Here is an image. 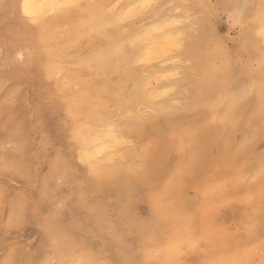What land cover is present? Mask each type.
Wrapping results in <instances>:
<instances>
[{
    "label": "snow or ice",
    "instance_id": "6c2138e0",
    "mask_svg": "<svg viewBox=\"0 0 264 264\" xmlns=\"http://www.w3.org/2000/svg\"><path fill=\"white\" fill-rule=\"evenodd\" d=\"M23 7L25 16L37 25L51 15L78 14L73 31L60 39L72 48L84 47L81 41L86 40L90 52L83 55L50 49L48 70L58 81L65 77L66 69L80 68L87 74L74 81L65 79L61 96L73 115L79 108L73 86L76 94L90 97L89 119L97 130L83 138L74 132V139L82 145L79 163L94 183L128 188L135 183L143 186V195L150 194L154 200L164 184L165 191H178L183 203L185 190L196 180L202 162L214 156L202 135L215 125L237 132L246 127L233 159L258 154L259 168L247 175H233L201 193L205 201L219 196L228 203L245 205L247 222H242V228H223L212 213L201 220L185 209L170 217L178 223L175 234L163 236L160 225L151 216L141 215L133 201L120 209L127 234L111 232L121 241L119 258L106 260L64 223L63 210L74 193L63 199L56 193L72 184L79 169L58 152L47 173L34 171L40 169V157L47 148L42 141L27 163L7 157L0 161V208L7 217L3 231H18L25 225L39 228L46 237L43 252L38 250L35 258L18 261L14 247L0 264H264V0L255 11H251L255 6L249 0L233 4L206 0L197 4L188 0H113L107 4L47 0L39 5L25 0ZM222 15L228 18L226 32L222 20L217 19ZM151 64L163 67V73L154 77L157 85L161 76L168 82L162 89L153 86L151 70L143 68ZM128 84L133 85L130 93ZM12 102L11 98L5 100L6 105ZM188 112L201 113L203 125L180 127L178 118ZM257 114L258 125L254 119ZM121 122L131 135L121 133ZM178 138L179 159L173 154ZM15 149L18 155L28 151L22 139ZM17 178L35 182L39 198L35 193L30 198ZM257 180L258 193L241 194V185ZM79 198L90 214H97L98 209L88 200L86 183L81 184ZM49 200L54 201V207L44 214L39 205ZM138 235L154 242L142 261L131 258ZM188 255L203 258L191 262L182 259Z\"/></svg>",
    "mask_w": 264,
    "mask_h": 264
},
{
    "label": "bare ground",
    "instance_id": "6f19581e",
    "mask_svg": "<svg viewBox=\"0 0 264 264\" xmlns=\"http://www.w3.org/2000/svg\"><path fill=\"white\" fill-rule=\"evenodd\" d=\"M83 1L85 0H80V3L87 4L89 2ZM28 2L39 5L47 2V0H28ZM112 2L113 0H104L100 4ZM121 2H128V0H121ZM192 2L197 4L202 0H192ZM206 2L211 3L209 0H206ZM237 2H240V0H216L213 4H233ZM249 3L255 6L251 11H255L261 0H249ZM24 4L25 0H0V147L6 144L13 146L12 150L0 152V161L7 157L10 160L16 159L27 163L32 159V152L38 150L43 141L47 146L52 147L54 154L48 156L44 152L40 157V169H34V171L47 173L50 160L58 152L74 164L79 172L74 174L72 180L75 183L69 193H74V195L67 198L65 213L63 214L64 223L69 228L75 229L77 234L106 260L119 258L118 249L121 246V241L114 239L111 232L115 230L127 233L125 223L120 216L122 207L118 210V203L121 201H126L123 205L135 201L137 206H141V208L145 206L149 211V216L160 225L161 234L163 236L174 235L178 223L170 219L171 216L175 215L170 205L162 209L159 208L152 195H143V186L135 183L130 188L124 185H98L88 177L84 165L82 167L78 165L82 145L74 139V132H79L81 138H83L84 136L91 137L97 130L95 122L89 119V112H86V109L89 110L90 97H81L77 94L79 108L74 109V111L78 114L73 115L69 112L68 106L61 96V90L65 88L64 80H76L80 76L79 69H66L63 80L56 81L51 89L44 92V88L47 87L46 82L51 77L48 70L49 50L55 49L60 53H72L75 50L78 54H81L80 47L72 48L70 45H66L65 40L60 39L61 27L65 26L62 35L72 32L73 26L78 22V14L51 15L41 18V24L37 25L31 22V17L25 16ZM57 35L58 40H56ZM42 36L45 39H42ZM89 52L90 49L88 48ZM17 59H21L22 63H18ZM35 73H38V76H35ZM6 98H11L13 102L6 105ZM254 119L258 125L259 115L257 114ZM203 123L204 117L198 112H188L187 115L178 118L180 127L202 126ZM48 128L53 131L52 137H48L45 133ZM246 131V127L239 129L238 132L231 129L226 130L222 125L209 126L203 131L202 141L205 145L212 146L209 151L214 150V156H210L202 162L196 180L185 190L183 203L180 201L181 194L178 193V205L182 212L188 209L201 220H203L206 213H212L216 217L215 204L220 203V198L217 197L214 202V198L209 197L205 201L201 194L206 188L205 185L217 184L237 174L247 175L259 168L258 154L255 156L241 154L238 158L233 159V153L238 147V142H243ZM123 135L127 136L126 134ZM20 139L28 148V151L23 155H18L15 149ZM180 147L178 138L175 141L173 150V154L176 155L177 159H179ZM223 163H226L227 167L232 166V170L223 171L221 169ZM257 181L255 190L259 192L260 182ZM17 183H23L24 190L30 198L33 193H35L37 199L39 198V191L35 182L29 184L17 178ZM42 183L43 177L40 180V184ZM78 183H86L88 200L98 209L96 215L90 214L87 208L76 200V196L80 195L81 188L80 185L77 189ZM12 186L16 187V184ZM194 188L199 189V191H194ZM137 193H140V195L138 196ZM66 194L68 193L60 192L59 196L63 199ZM227 194L230 198L231 193ZM159 195L166 201L172 198L171 191H165L164 184L160 185ZM50 203L51 201L43 202L39 205L38 210H46L45 214H47L51 210ZM31 210L32 205L29 206V214H31ZM255 222L259 226L257 219H255ZM6 223L7 217L3 209L0 208V261L8 258L14 247L16 248L14 259L18 261L35 258L38 250L43 252V243L46 237L40 232L39 228L36 227L39 234L37 240L30 245L13 234L12 231L16 230H12L11 235H9V232H4L3 226ZM223 224L221 226L225 228L226 222H223ZM25 226L29 227V225ZM135 239L136 248L131 258L142 261L145 258V252L154 247V242L139 235ZM217 254L219 255V253ZM202 258L201 255L182 257L183 260L188 262Z\"/></svg>",
    "mask_w": 264,
    "mask_h": 264
},
{
    "label": "rangeland",
    "instance_id": "374dc122",
    "mask_svg": "<svg viewBox=\"0 0 264 264\" xmlns=\"http://www.w3.org/2000/svg\"><path fill=\"white\" fill-rule=\"evenodd\" d=\"M89 1L88 3H95V2H98V3H102L104 0H97V1H91V0H85L83 2H87ZM211 2V4H213L216 0H209ZM174 2H183V0H174ZM189 3H192V0H188ZM87 3V4H88ZM218 20H222V27H224L225 29V32L227 31V25H228V18H227V15H222L221 17H218L217 18ZM65 30V26H62L61 29H60V33H61V36H62V32ZM56 40H58V35L56 36ZM81 44L84 45V47H80V53L83 54V55H87L88 54V47H87V41H81ZM78 52H76L75 50H73L72 54H77ZM18 63H22V60L21 59H17L16 60ZM65 63H72V61H68V60H65ZM143 68H146V69H149L151 70L150 71V76L153 77L152 79V84L154 87L156 86H159L163 87V85L167 84L168 82L166 80H164L161 76L160 80H159V85H157V82H156V79L154 78L156 76V73L159 72V73H163V67L161 66H158L156 64H151V65H145L143 66ZM76 69H79L80 73L79 75H83L85 78L87 76L86 73L83 72L82 69L80 68H76ZM35 76H38V73H35ZM143 76V73H141V78ZM62 79H60L59 81H62ZM58 81L57 79L55 78H52L50 77L46 84H47V87L44 88V92H46L48 89H51L52 86L54 85V83ZM58 81V82H59ZM73 81V80H72ZM84 87H86V85H84ZM127 88V91L130 93L132 88H133V85L132 84H128L126 86ZM72 92L74 95H77L76 92H75V87L73 86L72 88ZM107 99H112L111 97H107ZM115 105H113L114 107ZM136 105H134L133 107H135ZM86 112H89L88 109H86ZM188 113H185L183 115H187ZM182 116V115H181ZM120 131L123 133V134H126L127 136L131 135L129 129L124 125L123 122H121V125H120ZM46 135L48 137H52L53 135V131L52 129L48 128L46 130ZM139 139V138H137ZM13 149V146L11 144H6L2 147H0V152H3V151H7V150H12ZM45 153L48 155V156H52L54 154V151L52 150V147L51 146H47L46 148V151ZM79 166H83L82 164L78 163ZM232 166H228L226 165V163H223L222 166H221V169L223 171H227V170H232ZM74 177V176H73ZM75 183V181L73 182L72 181V184L70 186H67L63 189H60L57 191V195H59L60 192H65V193H69L72 185ZM258 183V181H256L255 183H251V184H246V185H241L240 186V191L241 193L245 192V191H251V192H257L255 189V186L256 184ZM81 184L78 183V186H77V189L79 188ZM211 185L209 184H206L205 187H209ZM53 187L55 188V185H53ZM76 189L77 191V195L79 194L78 193V190ZM171 193H172V198L171 200L169 201H166L165 199H163L160 195H158L156 198H155V201L157 202V205L159 208H165L167 205H170L172 208H173V213L175 215L177 214H181L182 211L180 210L179 208V205H178V200H177V196H178V191H175V190H170ZM225 196L229 197V195L226 193ZM80 195L76 196V200L78 202H80ZM219 197V196H217ZM217 197H213L214 198V202H215V199ZM220 198V203H214L215 204V209H216V212H217V216L216 218L218 219L219 221V224L221 226L224 225L223 222H226L225 224V228H231V229H236V228H242V222H247V218L245 216V213L243 211L245 205H242L238 202H233V203H228L224 198ZM51 201V205H50V208L53 209L54 207V201L52 200H49L47 202H50ZM126 201H121L118 203V210L119 208H121L123 206V203H125ZM168 202V203H167ZM257 205L259 203V198L257 197V200L255 202ZM135 207L137 208L138 211H140L141 215H147L149 216V211L147 210V208L144 206L143 208H141V206H137V204L135 203ZM65 209L63 210V214L65 213ZM45 214L46 210H42ZM249 212L251 213V209H249ZM258 223H259V217L258 215H256V218ZM222 227V226H221ZM102 228V227H101ZM37 228L33 225H29V227L27 226H24L23 228L19 229L18 231H12L14 235H17L18 238L20 237L23 241L25 242H28L30 245H32L38 238V232L36 230ZM106 230V228H105ZM12 232H9V235L12 234ZM127 234V233H125ZM243 235V233H242ZM246 237V236H245ZM127 238V237H126ZM136 248V247H135Z\"/></svg>",
    "mask_w": 264,
    "mask_h": 264
}]
</instances>
